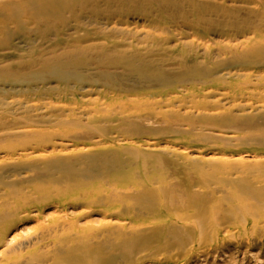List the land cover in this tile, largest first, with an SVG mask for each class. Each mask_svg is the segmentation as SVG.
<instances>
[{
	"label": "bare ground",
	"instance_id": "1",
	"mask_svg": "<svg viewBox=\"0 0 264 264\" xmlns=\"http://www.w3.org/2000/svg\"><path fill=\"white\" fill-rule=\"evenodd\" d=\"M166 22H182L201 41L206 32L225 43L153 60L154 33ZM188 78L197 80L176 86ZM51 79L55 86L48 87ZM0 84H7L5 94L36 92L0 103V229L5 212L9 222L39 219L40 208L12 207L7 199L12 184L31 178L21 171L41 164L89 174L65 186L73 189L37 199L71 195L114 211L105 212L106 225L88 250L68 260L166 262L176 250L192 254L264 219V0H0ZM186 135L189 142L170 153L195 162L192 181L181 178L186 169L160 168L156 186L117 188L146 175L149 156L169 151L157 140ZM54 209L61 214L60 202Z\"/></svg>",
	"mask_w": 264,
	"mask_h": 264
},
{
	"label": "rangeland",
	"instance_id": "2",
	"mask_svg": "<svg viewBox=\"0 0 264 264\" xmlns=\"http://www.w3.org/2000/svg\"><path fill=\"white\" fill-rule=\"evenodd\" d=\"M163 18L168 17L163 16ZM162 24L167 26V29L164 28L165 31L161 30L154 33L155 39L158 43L155 47L150 48L152 51L151 58L153 60H160L164 58L174 59L179 57L181 54L190 53L192 49H194L195 52H199L201 51L200 48L203 45L202 43H204V45L210 50H216L225 43L223 38L219 36H215V38L210 34H206L205 31V39L202 41L198 39L200 33H196L194 38L190 34H187L186 29L182 28L185 26L182 22H166V24ZM172 45H178V47L174 50H170ZM37 73L38 72L27 71L24 72V75H37ZM19 76L20 74L14 78H7L9 80L7 82L13 83L11 80L16 79L17 77V80H19ZM44 78L48 79L46 76H44ZM190 79L191 78H188V81L179 82L176 86L184 85L188 87L193 81L197 80L196 78H192V80ZM233 79H235V77H233ZM52 81L56 80L51 79V82L49 83L52 84L48 87L55 86ZM17 84L20 83H15L16 86H19ZM6 85L7 84H0V103L9 102L11 99L16 101L21 98L29 99L36 93L32 91L26 92V90L23 89V92H9L8 94H5L1 91L8 90L7 88H4ZM22 85L28 84L23 82ZM179 113L182 114L183 111H180ZM41 118L33 119L40 121ZM46 121L48 120H43V123ZM79 122L84 123L82 119H80ZM189 137L191 136H173L165 138V140H157V143H160L159 148L162 147V143L166 142L168 144L169 153L167 150H163L162 152L167 153H159L161 154L160 156H149L152 158L148 159L146 162V169H148L147 174L145 175L143 173H139L134 175L133 178L127 179L126 183L128 184H125V182L123 183L125 186L120 184L121 182L116 183L117 188L121 190L130 188L133 191H139L141 189V185L139 186L137 184L152 187L151 184H154V179L157 176H160L159 172L165 170L164 172L167 171L168 174H170L172 169H186L185 174L181 178L192 181L194 178L193 172L197 166L195 162H188V160L177 158V155L170 153L173 150H176L175 146L177 143L180 142L187 144L189 142ZM82 145H85V143ZM72 148L73 146H68L67 149ZM117 156L122 158V160L127 157L123 151H118ZM210 156L211 155H206L205 157ZM188 158L192 159L191 157ZM44 165L46 164L39 165L38 168L33 171L28 170L30 172L29 174L26 173L25 170L21 171V178H31L24 181V184H20V186L12 184V188L10 187L8 189L11 195L8 197L9 199H7L8 205L15 207V205L27 202L26 205L32 206L34 209L37 207L40 208V213L38 220L27 219L21 221L17 220L16 222H9L11 218H7L5 214L7 212L3 214V222L1 221V223L4 224H1L0 229V252L3 254L0 255V264H90L89 260L80 256H73L72 260H68V258L72 254L75 255L80 250H84V248L88 250V244L92 235L96 232L97 234L101 232L106 225L107 219L104 216L105 212L112 213L114 211H112V208L108 206L101 205L102 202L100 201L91 202L89 199V201L84 204L86 199L81 198L76 200L71 198V195H60L58 196L59 198L56 197L52 199L49 196L47 201L37 199L40 195L48 192H61L73 189L74 187L72 186L71 188L65 186L69 183L72 184L71 182L73 180H80L79 178L81 175L89 174L88 172L84 173L83 170L80 172L71 171L68 167L60 164H58V166L56 164V166L53 167H43ZM160 168H163L164 170H160ZM72 177H77V179H73ZM10 180L12 181V179ZM176 180L170 179V182L174 183ZM136 185L138 187H136ZM154 186L156 185L154 184ZM37 187H42V190L38 195H35L34 190ZM93 189V186L84 188L86 192L92 191ZM105 189H107L106 186ZM239 191L240 190L238 189L233 192ZM16 192H21L24 197L16 194ZM57 202H60L61 214L55 216L54 208ZM241 204L244 205L245 202L242 201ZM32 213L37 212L36 210H33ZM62 222L65 223L64 226H62L64 224ZM255 223L257 224L254 225ZM47 230L48 233H46ZM42 234H48L43 237V241L39 238ZM221 237V240L213 242L212 244L197 246L192 254L188 253V249L181 248L179 249L180 251L176 250L178 254L174 253L175 258H169L166 262L161 260L160 262L158 260L153 261V258H151V260H139L141 262H138V264H264V219H257L254 222H249V224L239 227L238 229H234L227 236L222 235ZM112 240L113 238L110 241ZM106 247H108V244H106L104 248ZM140 249H142L141 251H145L146 247H142ZM103 251L111 252V250ZM119 252H121V250L113 251L114 254H118ZM138 252L139 250H134L132 253L138 257L140 256V254L138 255ZM136 259L138 260V258Z\"/></svg>",
	"mask_w": 264,
	"mask_h": 264
}]
</instances>
